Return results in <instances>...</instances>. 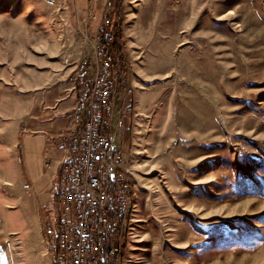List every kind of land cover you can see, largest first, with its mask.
I'll return each mask as SVG.
<instances>
[{
	"label": "rangeland",
	"instance_id": "obj_1",
	"mask_svg": "<svg viewBox=\"0 0 264 264\" xmlns=\"http://www.w3.org/2000/svg\"><path fill=\"white\" fill-rule=\"evenodd\" d=\"M55 1L0 0V264H56L38 216L13 211L5 164L29 117L74 99L83 37L106 12L136 183L119 264H264V0H90L86 15ZM56 211L39 214L45 232Z\"/></svg>",
	"mask_w": 264,
	"mask_h": 264
},
{
	"label": "built area",
	"instance_id": "obj_2",
	"mask_svg": "<svg viewBox=\"0 0 264 264\" xmlns=\"http://www.w3.org/2000/svg\"><path fill=\"white\" fill-rule=\"evenodd\" d=\"M46 3L54 6L56 1ZM83 39L90 53L76 68L77 101L60 136L65 151L61 192L46 233L55 240L56 264H119L124 226L130 222L127 182L135 179L122 164L117 141L131 104L113 52L112 16L103 14L96 34Z\"/></svg>",
	"mask_w": 264,
	"mask_h": 264
},
{
	"label": "crops",
	"instance_id": "obj_3",
	"mask_svg": "<svg viewBox=\"0 0 264 264\" xmlns=\"http://www.w3.org/2000/svg\"><path fill=\"white\" fill-rule=\"evenodd\" d=\"M79 4L82 15L88 14L90 0H81ZM100 16L101 14L98 18H93L97 20V22L92 21L95 31L100 24ZM86 46L90 53L89 45L86 44ZM75 94L74 99L65 104L39 110L29 117L22 132L19 131L15 136L12 150L8 155L9 160L5 164V172L10 180L9 190L14 198L13 211L20 206L30 214L37 215L38 230L43 236L44 233L46 234L44 228L46 221L40 218L39 214L49 213L51 206L57 204L61 165L65 160V151L60 144V136L70 124L71 112L77 101V89ZM124 133V130L119 133L120 146L124 142L126 135ZM22 182L23 187H21ZM26 185L30 188L26 189ZM55 214L50 216L55 217ZM8 221L10 222V219ZM127 241H124V245L127 244L124 249H127L129 245Z\"/></svg>",
	"mask_w": 264,
	"mask_h": 264
},
{
	"label": "trees",
	"instance_id": "obj_4",
	"mask_svg": "<svg viewBox=\"0 0 264 264\" xmlns=\"http://www.w3.org/2000/svg\"><path fill=\"white\" fill-rule=\"evenodd\" d=\"M121 33L118 29V26H115V42L113 45V52L116 59V64H119L121 67L124 66L126 60V54H124V43L120 42ZM122 72L124 74V67L122 68ZM127 244L124 245V248Z\"/></svg>",
	"mask_w": 264,
	"mask_h": 264
},
{
	"label": "bare ground",
	"instance_id": "obj_5",
	"mask_svg": "<svg viewBox=\"0 0 264 264\" xmlns=\"http://www.w3.org/2000/svg\"><path fill=\"white\" fill-rule=\"evenodd\" d=\"M210 73V72H209ZM201 81H203V80H201ZM204 82V81H203ZM148 164V163H147ZM135 185V182L134 181H128L127 182V191H128V198H130V201L131 202H129L128 203V214L130 215V222L126 225V226H124V230L128 227V226H133L132 224H131V220H132V213H133V211H134V202H133V200H132V195L134 194V192H133V186Z\"/></svg>",
	"mask_w": 264,
	"mask_h": 264
}]
</instances>
